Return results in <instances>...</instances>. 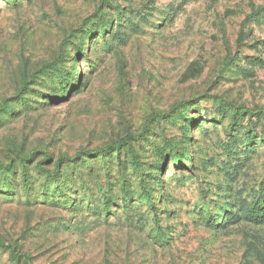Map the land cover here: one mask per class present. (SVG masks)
<instances>
[{"label": "rangeland", "instance_id": "1", "mask_svg": "<svg viewBox=\"0 0 264 264\" xmlns=\"http://www.w3.org/2000/svg\"><path fill=\"white\" fill-rule=\"evenodd\" d=\"M0 166V264H264V0H0Z\"/></svg>", "mask_w": 264, "mask_h": 264}, {"label": "trees", "instance_id": "2", "mask_svg": "<svg viewBox=\"0 0 264 264\" xmlns=\"http://www.w3.org/2000/svg\"><path fill=\"white\" fill-rule=\"evenodd\" d=\"M233 110H235V111H237V112H245V110L244 109H240V110H238L237 108H232ZM253 112L252 111H248V114H252ZM187 128V126L185 125L184 126V130ZM115 145H118V144H115ZM116 147V146H115ZM176 158V160H179L178 159V157L176 156L175 157ZM1 167V166H0ZM56 168H58V164H57V166H56ZM135 169H137V168H135ZM43 171V170H42ZM20 178H21V182H20V187L21 188H23V190H24V193L25 194H28V191L30 190V183H29V174L28 173H26V170L22 167V168H20ZM3 180L5 181V182H7L6 181V179L5 178H3ZM41 189H43V193H45L46 194V191H47V188L45 187V185L43 184L42 185V187H41ZM52 193H55L54 191H51ZM144 194H142L141 196H143ZM140 196V197H141ZM139 197V198H140ZM148 204L149 203H151V196H148V198L146 197V200H145ZM151 207H153V206H151ZM251 215L252 216H254V217H261L262 215H261V213H263V211L260 213L259 212V208L256 210V211H251Z\"/></svg>", "mask_w": 264, "mask_h": 264}]
</instances>
